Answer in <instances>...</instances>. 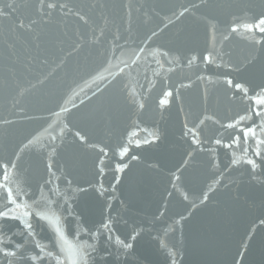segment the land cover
Returning a JSON list of instances; mask_svg holds the SVG:
<instances>
[{
  "label": "water",
  "instance_id": "water-1",
  "mask_svg": "<svg viewBox=\"0 0 264 264\" xmlns=\"http://www.w3.org/2000/svg\"><path fill=\"white\" fill-rule=\"evenodd\" d=\"M0 9V119L15 121L0 124V163L37 140L7 181L0 175V210L21 217L0 219V249L21 245L13 264H72V251L88 264H264V171L230 163L255 159L256 145L223 127L264 88V34L244 27L264 17V0H44L43 11L41 0H0ZM68 122L53 155L49 137Z\"/></svg>",
  "mask_w": 264,
  "mask_h": 264
},
{
  "label": "snow or ice",
  "instance_id": "snow-or-ice-1",
  "mask_svg": "<svg viewBox=\"0 0 264 264\" xmlns=\"http://www.w3.org/2000/svg\"><path fill=\"white\" fill-rule=\"evenodd\" d=\"M43 5H44V0H41V11H43ZM61 8L66 7V5H59ZM8 7H11V5H9ZM47 7L51 10V9H55L57 7L56 2H48L47 3ZM0 15H7V12L3 9H0ZM181 15H183V13H181ZM86 22V21H85ZM35 23V21H30L27 25H25L22 21H18L17 23V27L20 28H28L30 29L32 27V25ZM244 27L249 30V31H253V30H257L259 31L261 34H264V17H260L256 19V23L255 24H246L244 25ZM239 29L236 25H233L230 29L231 32L235 33L237 32ZM157 33L153 32L151 34V36L148 37V39L150 40L152 36H155ZM224 39H228V37H224ZM254 43H257V41H253ZM142 50V47L141 49ZM198 58L196 55H193L189 61V63H191L192 61H196ZM203 62L206 64H211L213 62V53L211 51H206L204 53L203 56ZM222 65H217V67H221ZM203 78V77H200ZM211 79V78H209ZM225 83H227L230 87H235L238 91L242 92L245 97L248 96V89L240 83H234L233 80L230 77H225L224 78ZM185 87H190L191 85H184ZM101 92L103 91V89L100 90ZM97 95L99 93H96ZM169 96H171L172 90L170 89L168 92ZM261 95H264V88H260L259 93L253 95V98H249L250 99V103L252 105L251 108H249L248 110H246V114L244 115H240L238 117V119H235L233 122L228 123L226 125H223V127L226 128H237L239 129V131L243 134L245 141H247V139L249 137L252 138L254 144L256 145L255 147H253L252 149V153L251 156L255 157V159L253 158H248L244 161H236V160H231L230 163L235 166L241 162L245 163L249 169H250V174L255 176L259 171H264V149H262L260 146L264 145V140L259 139L260 136H264V119H262V116H264V104H256L255 102V98L259 97ZM83 103V102H82ZM139 107L142 109L144 107V105L141 103L139 105ZM22 111V110H21ZM71 110H69L70 112ZM253 115L256 116L257 120L259 121V123H252L251 126L248 127H240L241 124H245L248 122L252 121V117ZM210 118V117H209ZM15 123V121L13 120H9V119H0V124L3 125H11ZM69 123H64L63 127H60L58 129V131L55 129V134L54 135H50L49 139L51 141V143L48 145L49 148H51V153L54 155L56 153V141L57 139H59L61 142L63 141L64 135H65V131H71V129H69ZM202 123V121H201ZM74 128V127H73ZM257 128L260 129L259 132H257ZM188 134L191 136V138L194 140V137L196 135V127L193 126L192 128H188L187 129ZM74 138L77 139L79 142L81 143H86L87 142V135L86 134H82V130H78L75 131L73 133ZM159 139V137L155 134L152 135V139L151 140H146L144 141L145 144H150L153 143L155 141H157ZM239 140V137H235L233 138L232 144L237 143ZM26 141V142H25ZM25 141H21V143L17 146V150L15 151V153L13 154V157L15 159H10L7 162L4 163H0V175H2V178L4 181L8 180V169L11 166L13 169L16 168V163L15 160H19L22 158L23 154H26L28 151H30L33 146L37 143V140L35 137L29 139L28 137H25ZM195 145L197 147H199L201 145V141H194ZM137 146H139L140 142L137 141ZM213 143L217 146H222V147H227V148H231L232 144H228V145H223L221 139L217 138L213 141ZM100 151L102 153H104L105 155L107 154L105 152V149L101 148ZM129 149L128 147H123L122 150L119 152V155L121 157L125 156L128 153ZM131 159L135 160L137 159V157L133 156L131 157ZM51 160V156H49V161ZM213 160H215V158H213ZM259 161V163H258ZM186 164V161L184 162ZM52 163L49 162L46 164V168L49 170V172H51L52 169ZM117 170H121L122 168H126L127 164H122V165H117ZM179 170V169H178ZM173 178L177 181L180 180V176L173 174ZM185 199H187L185 197ZM208 199V195L207 193H204L203 196V201L204 202ZM7 200L11 205H15L16 207H21V205L17 204V200L13 198L12 195V190L9 188L7 190ZM23 207L25 209L29 208L30 206L25 203L23 205ZM14 209L9 208L7 205H5V210H0V219L2 220H15V221H20L21 217H18L16 215L13 214ZM30 213L26 210L23 213V217H29ZM36 216L38 219L41 218V214L40 213H36ZM183 219V217L181 218ZM261 224L264 225V221H261ZM24 225L31 230L32 229V225L25 220L24 221ZM56 232L60 233L61 236H63V233L61 232L60 228L57 227L56 228ZM132 240L135 239V237H131ZM126 249H131L132 248V243H127L123 245ZM91 247V246H89ZM9 248L11 250L8 249H0V256H2L4 258V264H13V260L16 259V252L17 250H19L21 248V245L19 244H14V243H9ZM73 257L72 259V264H79L78 260H77V255L80 257V259L83 260L84 264H88L87 261V257H86V253L84 252H80V253H76L75 251H72L70 253ZM31 260H36L35 256H32L30 258Z\"/></svg>",
  "mask_w": 264,
  "mask_h": 264
}]
</instances>
